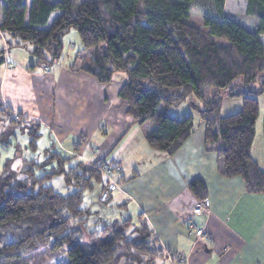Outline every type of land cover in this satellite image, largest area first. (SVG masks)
Instances as JSON below:
<instances>
[{
	"label": "trees",
	"instance_id": "16d2710c",
	"mask_svg": "<svg viewBox=\"0 0 264 264\" xmlns=\"http://www.w3.org/2000/svg\"><path fill=\"white\" fill-rule=\"evenodd\" d=\"M224 3L0 0V34L32 45L37 64L49 66L60 57L62 36L75 29L83 49L93 51L88 63L73 69L105 85L115 72L125 73L117 91L124 113L133 123H151L147 144L168 156L189 139L196 122L192 114L166 108L194 97L199 104L193 110L204 124V151L215 153L218 172L240 178L247 192L260 193L264 171L251 147L259 117L257 96L264 90V0L246 1L252 30L224 13ZM194 13L200 23L192 19ZM225 96L241 98V109L220 116ZM9 164L0 171V264H47L60 254L67 264H175L140 213L135 220L101 219L99 228L88 229L94 213L82 207L83 192L95 181L102 183L100 193L108 195L105 204L112 199L111 169L104 158L79 162L65 172L66 183L74 189L66 195L43 185L59 170L34 176V169H43L48 159L26 162L22 178ZM120 178L125 183L131 176ZM187 187L197 203L205 201L201 179L189 181Z\"/></svg>",
	"mask_w": 264,
	"mask_h": 264
},
{
	"label": "rangeland",
	"instance_id": "374dc122",
	"mask_svg": "<svg viewBox=\"0 0 264 264\" xmlns=\"http://www.w3.org/2000/svg\"><path fill=\"white\" fill-rule=\"evenodd\" d=\"M246 1L225 0L224 10L246 29L252 30L254 21L245 13ZM1 17L0 11V19ZM192 19L196 23L201 22L196 13ZM262 41L264 44V38ZM61 42L60 57L46 66V63L37 64L32 53V45L27 43L17 45L16 39L0 34V57H4V63L8 66L11 50V55L13 53V57H17V61L32 72L25 77L19 90L22 92L28 89L27 93H41L43 99L35 102L37 106H31V102L25 99L23 103L16 102L21 105L23 109L21 112L17 111L18 108L3 107L0 103V107L4 109L1 112L3 124L0 123V171L9 162L11 169L22 178L24 176L22 171L29 166L26 162L32 160L39 164L48 159L49 164L43 169H34V176H43L44 173L50 172L51 168L59 170L57 174L45 179L43 185L51 186L57 193L66 195L74 189L66 183L65 172L79 162H94L104 158L111 169L112 179L109 180L113 184L111 192L113 200L105 204L108 195L105 199L104 196L101 197L102 183L92 182V188L83 192L82 207L94 213L88 219L87 227L89 230L99 228L101 226L99 218L111 221L131 217L135 220L138 213L134 206L128 203L129 198L120 187L122 186L120 175L123 174L126 178L132 170L142 167L148 161L156 162L159 159L157 157L163 153L150 148L147 144L145 136L150 133L153 125L133 123L124 113L117 98V91L126 80L125 73L115 72L109 84H100L86 73L73 69L75 66L88 63L93 51L83 49L77 31L70 29L62 36ZM217 42L223 43L221 40ZM4 51L7 52L6 56ZM45 56L50 58L46 53ZM42 74L45 76L40 78ZM252 87L258 88V83L254 82ZM257 98L258 129L264 117V90ZM0 100L2 101V87ZM195 103L199 104L191 97L171 104L166 109L174 114H192L197 123L199 117L193 110ZM241 105V98L225 96L221 101L220 116L239 111ZM65 110L66 113H63ZM47 152L58 153L59 157L56 158ZM114 166L118 167L117 170L112 169ZM47 264L67 263L64 255L60 254Z\"/></svg>",
	"mask_w": 264,
	"mask_h": 264
},
{
	"label": "crops",
	"instance_id": "0c3cea01",
	"mask_svg": "<svg viewBox=\"0 0 264 264\" xmlns=\"http://www.w3.org/2000/svg\"><path fill=\"white\" fill-rule=\"evenodd\" d=\"M9 57L8 66L0 58V103L18 108V112L23 110L19 103L24 99L37 106L41 93L19 90L32 72L11 55V50ZM3 110L0 107V123ZM251 155L264 171L262 121L258 129L256 125ZM157 158L132 170L126 175L131 176L130 181L120 183V187L175 264H264V191L247 192L240 178H226L218 172L215 153L204 151L202 122L197 121L194 132L173 155L162 153ZM196 178L205 184L209 214H192V208L200 203L187 185ZM195 229H202L203 237L196 238Z\"/></svg>",
	"mask_w": 264,
	"mask_h": 264
},
{
	"label": "built area",
	"instance_id": "2783aa9c",
	"mask_svg": "<svg viewBox=\"0 0 264 264\" xmlns=\"http://www.w3.org/2000/svg\"><path fill=\"white\" fill-rule=\"evenodd\" d=\"M4 55H7V52L4 51ZM109 186H108V190H112L113 189V184L112 181L109 180ZM107 193H103L101 197L104 196V199L106 198ZM192 214L194 215H201V214H209V209H208V205L206 203V201L201 202L200 204L196 205L194 208H192ZM204 233L202 229H195L194 230V236L196 238H201L203 237Z\"/></svg>",
	"mask_w": 264,
	"mask_h": 264
}]
</instances>
